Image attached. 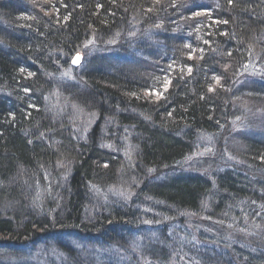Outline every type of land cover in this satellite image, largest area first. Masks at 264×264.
I'll use <instances>...</instances> for the list:
<instances>
[{
  "label": "trees",
  "instance_id": "trees-1",
  "mask_svg": "<svg viewBox=\"0 0 264 264\" xmlns=\"http://www.w3.org/2000/svg\"><path fill=\"white\" fill-rule=\"evenodd\" d=\"M245 59L264 66V0H0V246L53 242L65 257L49 250L45 264H96L57 241L65 229L78 243L130 247L133 264H162L170 237L139 241L129 200L87 214L92 194L122 187L160 213L157 226L181 222L219 245L168 251L179 259L264 264V117L244 133L264 93L252 78L240 84ZM232 98L251 105L236 111ZM237 130L238 148L200 168L205 141L225 146ZM36 185L41 213L27 195Z\"/></svg>",
  "mask_w": 264,
  "mask_h": 264
},
{
  "label": "rangeland",
  "instance_id": "rangeland-1",
  "mask_svg": "<svg viewBox=\"0 0 264 264\" xmlns=\"http://www.w3.org/2000/svg\"><path fill=\"white\" fill-rule=\"evenodd\" d=\"M94 44V43H93ZM89 45L88 46V50L91 51L90 54L96 53V54H100L103 51H100L96 48L95 45ZM115 51V50H114ZM118 51V50H117ZM163 57V56H161ZM83 54H82V63L83 64ZM254 63V60H252ZM112 61H107V64H110ZM138 66H141L138 64ZM148 66H153V64H149ZM81 67V66H80ZM79 67V68H80ZM133 67H137V64H135ZM143 67V66H141ZM261 67V68H260ZM144 68V67H143ZM254 69V71L252 70ZM244 76V78L248 79L252 76H256V79L259 77V84L261 86H263L264 88V66H258L257 64L251 68H249V70H247L246 72H242L241 76ZM254 83L253 80L248 81V83ZM242 84V83H240ZM247 87H251V85H246ZM246 86L244 88H246ZM239 87H241L239 85ZM242 88V87H241ZM259 90L258 86H254L251 90L254 92V90ZM260 91V90H259ZM262 96V95H261ZM260 96V99L262 98ZM238 102V101H237ZM262 102V106L264 107V97L261 100ZM244 104V103H243ZM241 102H238V104L236 105V109L239 111H243L245 109V106L243 105ZM256 105V104H255ZM255 108H257L258 110L259 107L255 106ZM263 109V108H262ZM264 111V109H263ZM247 113H249L247 111ZM257 116H253V117H248L245 121L244 124V133L251 132L254 133L256 132L258 129V124H257ZM234 123L237 122V118L233 120ZM262 136V134H260ZM243 135L241 134V132H239L237 130V132L235 133L234 139L233 140H228L227 144L225 146H218L215 145L214 142H212L211 140L206 142L202 148V150H200V152L198 153L197 157H198V162L200 164V168H203L205 166H209V165H214L216 166L217 164H219L220 162H222L224 160V157H226L228 155V151H232L233 149H237L238 145L240 143V139ZM203 143V142H202ZM218 143V142H216ZM235 153V152H234ZM191 166H193L191 164ZM43 190L44 187H37L34 186V188L28 193V200L29 201H36L38 202V204H40V208L39 209H32V211H37V213H41L42 211V205L44 203V201L41 198V195L43 194ZM96 198H95V197ZM123 199H127L129 200V203L131 204V209L134 210L136 212V214L139 213L138 217L139 218L138 222L133 223V228H132V232L134 233L135 237L140 241V237L144 238L148 237L149 239H155L156 237H160L163 235H168L170 237L169 239V248H167L166 250H164V248H160L159 252L161 254V256L163 258H167L169 257V259L167 261H165L163 259V263L162 264H182L180 261H185L187 264L191 263L188 262L187 260L184 259H179V256H177L174 253L170 254L168 251H170V249L174 250V248L178 247V245L180 246L179 249H186V251H189V249L191 250L192 247L195 250V248H198L199 251L202 250L204 252L207 253H215L216 251V247H218V244H210L207 245L205 242H203L202 240L197 239L196 235L201 231L199 230L197 233V230H195L192 227L189 228H184L182 229V223L181 222H177V224H175L173 227H169V226H165V223L160 224L159 226H157L155 222L150 221V217H155L160 215V213L156 212L155 210L152 211L150 210L146 205H142L138 206L135 205L137 202H141V200L138 199V197L136 196L135 191H129L126 190L124 188H119V187H113L110 188L107 191H101L99 193V196H96V194H92L91 196V200L94 202V205L97 206H101L100 204H106V205H112V202H120ZM92 210H96V208H90L89 211H87V214H90L89 212H91ZM40 215V214H37ZM247 218V217H246ZM248 219L245 220H241V222L243 223L242 225L245 226H249L248 224ZM170 224V223H167ZM239 224V223H238ZM237 224V225H238ZM164 226V227H162ZM199 226H200V222H199ZM257 226H260L259 224H255L252 223L251 227L255 228ZM201 228V227H200ZM183 230V231H182ZM203 232V230H202ZM182 233V234H181ZM183 233L187 234L188 236H183ZM182 235V236H181ZM56 236H58L57 241H61V243L63 245H67V246H71V248L73 250L78 249L79 251H76L79 256H81L83 253L85 256H87L88 258L92 259L96 262V264H133L135 257H138L137 254H133L134 252L128 248L129 254H127L124 250V248L120 247L117 248L116 246H108V245H89V244H83V243H78L75 239H74V235L73 232H70L68 230L63 229V232L56 234ZM1 242L4 243L6 242L7 238H1ZM138 248L144 247L143 245L137 246ZM126 248V245H125ZM218 249V248H217ZM16 250V251H15ZM55 251L56 254L55 256L58 255V257H60L61 255H63V253H61L60 251L57 250V248L55 247L54 243H48V244H38L37 247L32 246L31 244H19V246H17V249H13L11 247H9V245H4V246H0V262L1 264H45L46 261H54V259L52 258V256L48 253L46 255V252L48 251ZM15 251V252H14ZM199 253V252H197ZM128 255V256H127ZM54 256V257H55ZM130 256V257H129ZM65 257V256H64ZM213 258V255H209V258H207L208 262H211V259ZM216 260V257L213 258ZM66 262V261H65ZM58 264H59V260H58ZM64 264V263H62ZM66 264H70L69 262H66ZM149 264V263H146ZM157 264H160L159 262Z\"/></svg>",
  "mask_w": 264,
  "mask_h": 264
},
{
  "label": "bare ground",
  "instance_id": "bare-ground-1",
  "mask_svg": "<svg viewBox=\"0 0 264 264\" xmlns=\"http://www.w3.org/2000/svg\"><path fill=\"white\" fill-rule=\"evenodd\" d=\"M196 41L198 42V39H196ZM137 51H138V54H139V57L140 58H145V55H144V53L142 52V50L141 49H137ZM132 53H134V54H136L137 52L136 51H133ZM76 55V54H75ZM74 55V56H75ZM74 56L72 57V60H73V58H74ZM190 59H196V57L195 56H193V55H191V57H190ZM72 60H71V62H72ZM82 63V62H81ZM72 64H73V62H72ZM81 65V64H80ZM79 65V66H80ZM242 67L240 68V70L238 71V74H239V80H240V82L242 83V84H244V85H246V83H248V81H249V79L251 80V78L252 79H254V80H256L258 83H259V77L256 79V78H254L253 76L252 77H250V78H248V79H246V78H244V76L242 75L241 76V73L242 72H246L247 70H249V68H251V67H253L254 66V63H253V61L251 60V59H245V61L242 63V64H240ZM256 65V64H255ZM160 72H164L165 73V71H166V68L164 67V68H162V67H160ZM189 72H191V70H189ZM173 74H174V71H173ZM170 83L168 82V83H166V84H164L165 85V87L164 88H168V85H169ZM163 85V86H164ZM261 91L264 93V89L261 87ZM159 92L158 91H155L154 92V94L153 93H150V90L149 91H147V93H145L144 94V97L147 99V100H149V99H151V100H156V101H160V100H162V96L159 94ZM241 103L245 106V107H250V105H251V101H250V99L249 98H243L242 100H241ZM229 104H230V106L234 109V110H236L237 111V109H236V105L238 104V102H237V99L236 98H232V99H230L229 100ZM259 107V106H258ZM259 109H260V111H259V115H258V119H260V118H262V117H264V111H263V109H261V107H259ZM257 124H258V120H257ZM181 167H182V165H180Z\"/></svg>",
  "mask_w": 264,
  "mask_h": 264
},
{
  "label": "water",
  "instance_id": "water-1",
  "mask_svg": "<svg viewBox=\"0 0 264 264\" xmlns=\"http://www.w3.org/2000/svg\"><path fill=\"white\" fill-rule=\"evenodd\" d=\"M80 61H81L80 55L75 56L74 59L72 60L74 66H78L81 63Z\"/></svg>",
  "mask_w": 264,
  "mask_h": 264
}]
</instances>
